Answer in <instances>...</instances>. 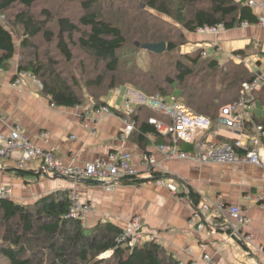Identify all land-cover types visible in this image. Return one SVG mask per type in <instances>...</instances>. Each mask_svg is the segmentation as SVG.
Returning a JSON list of instances; mask_svg holds the SVG:
<instances>
[{"label": "trees", "instance_id": "obj_1", "mask_svg": "<svg viewBox=\"0 0 264 264\" xmlns=\"http://www.w3.org/2000/svg\"><path fill=\"white\" fill-rule=\"evenodd\" d=\"M36 2L0 0V68L6 69L14 57L17 37V75L30 73L41 84L42 95L56 107H77L86 93L94 99L95 109L106 107L112 91L129 86L147 95H175V100L194 114L216 125L220 109L235 102L242 83L254 78L255 73L242 61L247 56L245 49L234 51L224 63L213 56L203 58L201 48L174 53L185 35L199 28L222 26L230 30L243 23L257 25L258 17L244 2L67 0L69 12L60 9L53 13L46 7L38 15L32 11ZM128 39L142 49L159 43H164V49L153 52L144 69L135 61H122ZM73 49L79 51L80 58H75ZM163 54L167 59H158ZM253 95L264 104V89ZM150 118L162 119L145 108L133 111L132 141L143 149L151 138L158 146L170 145V136L158 133L148 123ZM254 122L264 128V118ZM142 183L136 179L119 182ZM183 196L198 210L196 193L187 187ZM69 213L68 192L47 195L32 205L0 199V264H182L154 241L130 246L120 242V227L103 223L86 228L81 218H72ZM217 231L227 229L218 227Z\"/></svg>", "mask_w": 264, "mask_h": 264}, {"label": "crops", "instance_id": "obj_2", "mask_svg": "<svg viewBox=\"0 0 264 264\" xmlns=\"http://www.w3.org/2000/svg\"><path fill=\"white\" fill-rule=\"evenodd\" d=\"M234 1L247 5L246 0ZM253 1L264 4V0ZM252 10L258 18L263 13L257 8ZM195 34L202 36L199 38L203 44L199 48L217 58L220 63L231 58L234 51L245 49L247 56L242 60L243 64L255 74L264 73V27L257 24L221 29L212 37L204 36L209 34ZM210 48L213 52L207 50ZM16 54L17 49L6 69L0 68L2 135H8L11 129L18 128L33 146L53 152L66 167L107 159L111 153H117L129 155L130 163L143 172L142 155L152 154L161 165V170L154 176H167L173 180L169 183L181 192L179 197L182 195L183 198L174 197L162 185L117 184L108 189L92 180L36 176L40 167L36 162L28 163L21 170L23 174H20L16 160L0 158V189L9 190V200L32 205L47 195L74 191L80 202L90 207L82 219L86 228L111 223L123 230L127 222L135 218L142 224L145 235H153L154 242L182 264H207L203 260L204 255L211 259L212 264H264L261 252L264 247V211L259 206L264 203V140L259 150L260 166L248 163L197 165L187 160H167L157 151L158 144L154 138L144 149L138 147L130 136L120 140L119 134L124 124L122 115H118L116 110L113 116L96 113L92 100L73 108L56 107L50 103L41 93V84L30 73L17 75ZM235 60L241 62L239 57H235ZM16 80H19L18 84ZM107 104L113 109L120 106L121 98L112 91ZM258 104L260 107H257ZM262 118L264 104L256 100L252 119ZM86 120L96 122V129L86 130ZM212 130H215V139L220 143H232L236 138L234 134L217 129L215 124ZM245 132L253 135L248 126ZM202 135L194 134L191 139L193 144ZM178 143L184 151L192 147L191 144ZM187 187L199 197L198 210L200 208L202 218L213 211L214 206L210 207L211 210L202 209L207 203L218 201L224 206H238L249 218L243 230L251 235L252 247L231 240L226 231L216 229L215 233L209 234L206 227L205 231L198 232L190 222L192 205L183 196ZM217 221L214 219V224Z\"/></svg>", "mask_w": 264, "mask_h": 264}, {"label": "built area", "instance_id": "obj_3", "mask_svg": "<svg viewBox=\"0 0 264 264\" xmlns=\"http://www.w3.org/2000/svg\"><path fill=\"white\" fill-rule=\"evenodd\" d=\"M246 4L251 8L260 9L262 15L259 16L257 24L264 27V4L255 3L253 0H246ZM243 23L242 26H246ZM223 29L222 26L203 27L196 30L200 35L216 33ZM204 57L205 54H202ZM16 84L19 80L15 81ZM264 88V73H257L250 82H243L239 91L238 99L232 104L220 109L216 121L217 129H222L228 133L236 135L232 143L218 142L215 139V130H212V122L202 116L194 114L185 105L177 102L173 98H166L161 95H147L141 91L129 86L116 88L114 95L121 98L120 106L111 109L109 106L98 107L96 113L103 115H118L123 117V129L119 134L120 140L129 138L134 130V123L130 117L136 108H145L159 114L162 119L150 118L148 123L153 125L158 133L163 136H170V145H159V151L167 160H187L197 165H222L234 163H248L260 166V146L264 140V128L252 119V113L255 107L253 93ZM96 122H84L86 130L93 131L96 129ZM252 129L253 135L245 132V127ZM196 133L203 134L201 139L193 144L192 136ZM191 144L188 151L179 147V143ZM263 146V145H262ZM129 155L111 153L107 159L97 160L85 163L80 166H63L58 157L51 151H45L33 146L26 137H24L18 128H13L8 135L0 133V158L16 160L17 170L25 169L30 162L39 163L37 170L41 176H59L73 180H94L102 182L106 188L119 184L125 179H138L144 183L152 185L165 186L174 197H179V192L173 184V180L168 178H154L161 165L152 154L142 155L143 172L129 161ZM9 190L0 189V199L8 198ZM70 201V217L81 218L82 203L78 194L70 191L68 194ZM214 206V207H212ZM264 211V203L259 205ZM213 209L212 213L202 218L200 208L193 209L190 215V222L198 232L205 231L208 227L209 234L215 233L216 229H227L228 237L234 241L243 244L246 247H252L251 235L244 232L243 228L249 223V218L243 213L238 206H224L220 202L207 203L202 209ZM218 219L217 224L213 220ZM147 241H155L153 235H145L143 226L135 219L127 224L123 229L120 242H126L130 246H141ZM189 250V248L187 249ZM264 255V247L261 248ZM207 264H212L211 259L203 256Z\"/></svg>", "mask_w": 264, "mask_h": 264}, {"label": "rangeland", "instance_id": "obj_4", "mask_svg": "<svg viewBox=\"0 0 264 264\" xmlns=\"http://www.w3.org/2000/svg\"><path fill=\"white\" fill-rule=\"evenodd\" d=\"M66 1L63 2L62 0H37V2L33 6V10L32 11L36 15L39 14V11L40 10L45 9L46 7H47V9H50L51 11H53V13H57L56 11H60V9H63V10H66L67 11V8L70 7L71 4L66 5ZM70 10H71V8H69L67 12H69ZM263 10H264V8H263ZM153 14L156 15V16H158V17H160L164 21H170V19H168L167 17L160 16V15H157L155 13H153ZM195 33H197V32H195ZM195 33L194 34H191V35L190 34H186L183 44L180 45L178 47L177 51L174 52V53L175 54L192 53L193 51H195L197 49H200L199 48V45H202L203 43H202V40H200L199 37H202V36H198ZM187 35H189V36H187ZM196 36H198V37H196ZM204 36H211L212 37V34L204 35ZM14 43H15V48L17 49V54L16 55L18 57V53H19V40H18L17 37H14ZM36 44H38L40 46V49L42 50V45L40 44V42H36ZM210 44H211V47H213V44L212 43H210ZM211 49L212 48L207 49V50H211ZM124 50L126 52V56H125V58L122 61H124V62H126V60L135 61L137 63V65H139L140 67H142L144 69L148 68L149 61L151 62V60H152V58L150 59V57L152 56L153 52L162 51L160 49H158V50L157 49H154V48H152L150 46L149 47L148 46H143V49H142L141 47H139V44L138 43H135L134 44L133 41H131V39H128L127 40V44L125 45ZM73 53L75 55V58H80L81 55H79V51L78 50L73 49ZM202 54H205L204 57L202 56L203 58L209 56L206 51H203ZM158 59H160V60L161 59L166 60L167 59L166 54H163L162 56L158 57ZM91 77H93V75ZM84 96H85L84 102H86L87 100H92L94 102V99L91 98V97H89L87 95V93ZM166 98H173L175 100V95H171L170 97H166ZM257 107H260V105L258 104ZM257 109H259V108H257ZM87 210H90V207L88 205H87ZM83 214L84 213H81L80 214V216L82 217V219L84 217ZM132 220H135V218H133L130 221H128L127 224L129 222H131ZM127 224H126V226H127ZM227 233H228V231H227ZM231 240H233V239H231ZM102 257H104V256H102Z\"/></svg>", "mask_w": 264, "mask_h": 264}, {"label": "water", "instance_id": "obj_5", "mask_svg": "<svg viewBox=\"0 0 264 264\" xmlns=\"http://www.w3.org/2000/svg\"><path fill=\"white\" fill-rule=\"evenodd\" d=\"M137 45V44H136ZM149 47V46H148ZM150 47H152V48H154V49H160V50H163L164 49V43H159V44H156V45H153V46H150ZM88 181H90V180H88ZM97 183L98 184H102V182H100V181H97Z\"/></svg>", "mask_w": 264, "mask_h": 264}, {"label": "bare ground", "instance_id": "obj_6", "mask_svg": "<svg viewBox=\"0 0 264 264\" xmlns=\"http://www.w3.org/2000/svg\"><path fill=\"white\" fill-rule=\"evenodd\" d=\"M83 208H84V209H83ZM82 209H83V210H82V211H83L82 213H84V212L87 210V205H86V206H85V205H82Z\"/></svg>", "mask_w": 264, "mask_h": 264}, {"label": "clouds", "instance_id": "obj_7", "mask_svg": "<svg viewBox=\"0 0 264 264\" xmlns=\"http://www.w3.org/2000/svg\"><path fill=\"white\" fill-rule=\"evenodd\" d=\"M92 181H94V180H92Z\"/></svg>", "mask_w": 264, "mask_h": 264}]
</instances>
